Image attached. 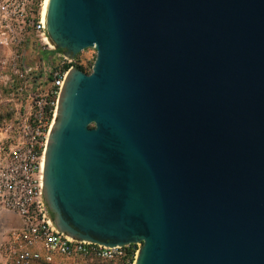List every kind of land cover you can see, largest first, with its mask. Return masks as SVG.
<instances>
[{
  "label": "water",
  "instance_id": "water-1",
  "mask_svg": "<svg viewBox=\"0 0 264 264\" xmlns=\"http://www.w3.org/2000/svg\"><path fill=\"white\" fill-rule=\"evenodd\" d=\"M72 68L43 165L59 229L135 264H264V0H49Z\"/></svg>",
  "mask_w": 264,
  "mask_h": 264
},
{
  "label": "built area",
  "instance_id": "built-area-1",
  "mask_svg": "<svg viewBox=\"0 0 264 264\" xmlns=\"http://www.w3.org/2000/svg\"><path fill=\"white\" fill-rule=\"evenodd\" d=\"M41 4L42 0H0V52H13L12 56L0 59V82L9 90V95L31 86L33 67L24 63L21 54L14 50L28 40L30 33L36 34L42 50L53 53L52 58L60 60V67L52 72L46 96L38 98V94L31 93L32 111L16 126H5V131L16 132L6 150L0 138V209L12 212L20 219L19 230L12 232L11 264H48L55 257L135 264L140 241L108 246L77 239L57 227L46 202L41 161L53 124L51 121L48 125L46 120L48 98L53 100L49 101L51 104L54 103V120L58 96L68 72L76 64V57L66 56L50 40ZM29 117H32L31 124Z\"/></svg>",
  "mask_w": 264,
  "mask_h": 264
},
{
  "label": "rangeland",
  "instance_id": "rangeland-1",
  "mask_svg": "<svg viewBox=\"0 0 264 264\" xmlns=\"http://www.w3.org/2000/svg\"><path fill=\"white\" fill-rule=\"evenodd\" d=\"M25 43L18 45L14 50L20 53L24 59V63L33 67V74L31 75V86H27V89L21 91H15L12 96L9 95V90L5 88L0 82V99L1 108L3 113L0 114V138L4 142V147L7 148L9 141L16 135L15 130L5 131V126L11 124L16 126L26 114L32 111L33 97L31 93L38 94V98L46 96L50 90V80L52 78V72L60 67L59 59L52 58L53 53L45 52L41 48V44L36 34L30 33ZM13 52L5 50L0 52V59L4 57L12 56ZM76 65H79L81 70L89 72L95 57L94 48H85L80 51L76 56ZM19 86V84H17ZM48 97V96H47ZM7 98H22V102H19L20 109L15 116H10L7 112L9 107V101ZM49 101L50 97L48 98ZM48 101V109L46 114L47 124L49 125L52 120V111L54 103L51 104ZM53 101V100H52ZM28 123H32V117L28 118ZM9 140V141H8ZM10 141V142H12ZM53 215V213L51 212ZM20 228V219L12 212L0 209V264H11L12 250L14 246V237L12 232H17ZM41 264V263H40ZM50 264H106V262L99 259H81V258H59L57 257Z\"/></svg>",
  "mask_w": 264,
  "mask_h": 264
},
{
  "label": "crops",
  "instance_id": "crops-1",
  "mask_svg": "<svg viewBox=\"0 0 264 264\" xmlns=\"http://www.w3.org/2000/svg\"><path fill=\"white\" fill-rule=\"evenodd\" d=\"M1 100L2 99H0V102H1ZM7 101H9L10 103H9V109H8V114L10 115V116H15L17 113H18V111L20 110V109H18V107H19V102H22V98L20 99V98H7ZM3 105H1V103H0V114L1 113H3V108H1ZM3 141V140H2ZM9 141V140H8ZM11 141V140H10ZM10 141H9V143H10ZM3 142H6V141H3ZM3 147H4V143H3ZM6 147H4V149H5ZM6 150V149H5ZM18 217V216H17ZM57 257H55L54 259H56ZM59 258H61V257H59ZM54 259H53V261H54ZM50 263H52V262H50ZM50 263H48V264H50ZM42 264H46V263H42Z\"/></svg>",
  "mask_w": 264,
  "mask_h": 264
},
{
  "label": "bare ground",
  "instance_id": "bare-ground-1",
  "mask_svg": "<svg viewBox=\"0 0 264 264\" xmlns=\"http://www.w3.org/2000/svg\"><path fill=\"white\" fill-rule=\"evenodd\" d=\"M48 1L49 0H42V4H41V14L44 18H46V10H47ZM49 131H50V129H49ZM44 152H45V150H44ZM43 165H44V159L41 161L42 171H43Z\"/></svg>",
  "mask_w": 264,
  "mask_h": 264
},
{
  "label": "trees",
  "instance_id": "trees-1",
  "mask_svg": "<svg viewBox=\"0 0 264 264\" xmlns=\"http://www.w3.org/2000/svg\"><path fill=\"white\" fill-rule=\"evenodd\" d=\"M59 51H62L61 49H57ZM76 68H81L79 65H76Z\"/></svg>",
  "mask_w": 264,
  "mask_h": 264
}]
</instances>
